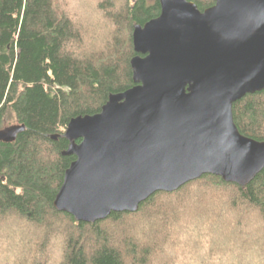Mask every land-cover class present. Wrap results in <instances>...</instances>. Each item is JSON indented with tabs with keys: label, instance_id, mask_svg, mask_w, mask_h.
Listing matches in <instances>:
<instances>
[{
	"label": "trees",
	"instance_id": "obj_1",
	"mask_svg": "<svg viewBox=\"0 0 264 264\" xmlns=\"http://www.w3.org/2000/svg\"><path fill=\"white\" fill-rule=\"evenodd\" d=\"M159 14L158 0H0V131L24 126L0 142V264H264V169L245 187L205 175L94 224L53 207L75 161L67 125L134 86L133 30ZM232 116L264 142V91Z\"/></svg>",
	"mask_w": 264,
	"mask_h": 264
},
{
	"label": "water",
	"instance_id": "obj_2",
	"mask_svg": "<svg viewBox=\"0 0 264 264\" xmlns=\"http://www.w3.org/2000/svg\"><path fill=\"white\" fill-rule=\"evenodd\" d=\"M158 2L159 16L133 30L134 86L64 132L62 155L75 161L53 207L76 222L135 213L205 175L245 187L264 169V142L240 135L232 116L234 103L264 91V0H216L203 12ZM22 131L4 129L0 142Z\"/></svg>",
	"mask_w": 264,
	"mask_h": 264
},
{
	"label": "rangeland",
	"instance_id": "obj_3",
	"mask_svg": "<svg viewBox=\"0 0 264 264\" xmlns=\"http://www.w3.org/2000/svg\"><path fill=\"white\" fill-rule=\"evenodd\" d=\"M134 1V0H133Z\"/></svg>",
	"mask_w": 264,
	"mask_h": 264
}]
</instances>
